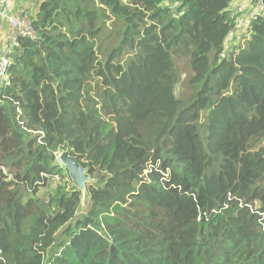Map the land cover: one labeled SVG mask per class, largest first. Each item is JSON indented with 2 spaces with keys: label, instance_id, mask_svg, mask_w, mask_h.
Segmentation results:
<instances>
[{
  "label": "trees",
  "instance_id": "1",
  "mask_svg": "<svg viewBox=\"0 0 264 264\" xmlns=\"http://www.w3.org/2000/svg\"><path fill=\"white\" fill-rule=\"evenodd\" d=\"M234 3H40L0 89V264H264V14L227 46ZM64 150L87 203L47 192Z\"/></svg>",
  "mask_w": 264,
  "mask_h": 264
},
{
  "label": "built area",
  "instance_id": "2",
  "mask_svg": "<svg viewBox=\"0 0 264 264\" xmlns=\"http://www.w3.org/2000/svg\"><path fill=\"white\" fill-rule=\"evenodd\" d=\"M237 11H242V8L238 7L236 10H234L233 13L235 14V16ZM261 14H264L263 0H256L251 12L246 15H244V13L241 14V18H244L241 25L238 23L241 18H238L236 16V25L233 32L231 33L230 39L243 34L246 31L248 23ZM0 16L6 19L8 23L6 45L0 50L1 89L3 86L9 84L8 70L13 61V52L15 48L19 47V38H34L36 36V32L32 23L31 16L24 10H20L14 16L5 13L4 10H0ZM238 30H240V34Z\"/></svg>",
  "mask_w": 264,
  "mask_h": 264
},
{
  "label": "rangeland",
  "instance_id": "3",
  "mask_svg": "<svg viewBox=\"0 0 264 264\" xmlns=\"http://www.w3.org/2000/svg\"><path fill=\"white\" fill-rule=\"evenodd\" d=\"M253 1L251 0H246L245 2H243L242 4H236L234 6V9L239 7H242V11H237L236 12V16L238 18H241V14L244 13V15L248 14L249 12H251L252 8H253ZM244 18H241L240 21L238 22L240 25L242 23ZM239 34H240V30H238ZM245 33V32H244ZM236 37V36H235ZM235 37H233L232 39L228 40L227 42V46H230V44L234 43V39ZM241 40V39H240ZM238 40V42L236 44H241V41ZM15 52V50H14ZM13 52V54H14ZM174 61L177 65L178 71H179V83H178V89L180 92H187L184 88L188 79V76L190 75V65H189V61L186 58L183 57H175ZM57 162L60 166H62L63 173H62V177L61 176H54L49 183L47 192L49 194L53 193L55 191L56 187H71L73 184V180L69 177V172L66 168L63 167V164L59 161V159H57ZM76 182V181H75ZM87 182L83 181V182H76L75 183V187L80 189L81 194H82V204L87 203V193L85 191V187H87ZM43 190H41L39 192L42 193Z\"/></svg>",
  "mask_w": 264,
  "mask_h": 264
},
{
  "label": "crops",
  "instance_id": "4",
  "mask_svg": "<svg viewBox=\"0 0 264 264\" xmlns=\"http://www.w3.org/2000/svg\"><path fill=\"white\" fill-rule=\"evenodd\" d=\"M43 0H0V10H4L5 13L14 16L20 10H24L31 17L35 16L38 12L39 5ZM246 0H235L232 4L234 7L236 4H242ZM7 20L0 16V50L6 45L7 38Z\"/></svg>",
  "mask_w": 264,
  "mask_h": 264
},
{
  "label": "water",
  "instance_id": "5",
  "mask_svg": "<svg viewBox=\"0 0 264 264\" xmlns=\"http://www.w3.org/2000/svg\"><path fill=\"white\" fill-rule=\"evenodd\" d=\"M56 156V159H59V161L63 164V167L68 170L69 177L73 180L72 186H75L76 182L90 181V177L87 173L86 168L82 167L67 150L60 151ZM78 190L80 191V189Z\"/></svg>",
  "mask_w": 264,
  "mask_h": 264
}]
</instances>
